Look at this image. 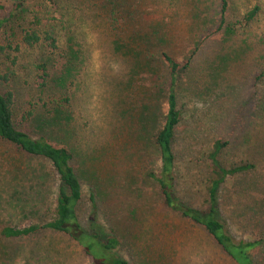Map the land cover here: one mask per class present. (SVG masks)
Masks as SVG:
<instances>
[{
    "label": "rangeland",
    "instance_id": "1",
    "mask_svg": "<svg viewBox=\"0 0 264 264\" xmlns=\"http://www.w3.org/2000/svg\"><path fill=\"white\" fill-rule=\"evenodd\" d=\"M44 1L49 3L0 0V19L21 2L28 21L30 13L45 5ZM102 1H54L67 28L72 29L75 48L82 47L66 84L77 107L69 117L68 130L73 139L68 145L74 151L73 164L82 184V198L77 205L81 224L86 227L88 221L95 220L104 234L116 237L120 241L117 253L129 264H236L224 252L221 259L214 257L217 252L203 227L163 209L160 195L146 176L159 164L151 136L164 116L167 68L157 65L144 75L140 67L131 63L132 72L124 71L117 67L118 60L105 57V44L117 37L132 51L145 50L154 55L166 51L177 59L193 55L192 70L183 76L176 91L181 114L173 140L176 197L195 210L207 209L206 188L213 171L204 152L212 140L229 141L231 145L219 156L221 165L229 168L243 162L256 166L226 179L216 197L217 216L235 240L259 241L264 234V77H256L264 71V0H228L221 28L220 0H110L117 5L120 24L116 31L104 23L106 20L94 7L95 12H84ZM255 5L259 13L246 23L244 16ZM3 38L0 33V45ZM37 53V49L22 53L18 76L8 84L15 93L18 124L24 123L21 118L34 88L32 82H22L30 74L27 64ZM226 57L231 60L230 67L218 66L217 61ZM213 68L221 73L217 85L227 88L221 90L228 93L224 99L217 96L216 90L212 94L206 88L208 81L214 84V75L207 80ZM3 70L0 58V71ZM140 74L145 78L143 82ZM51 93H45L44 98ZM225 99L228 100L222 103ZM150 121L156 123L153 128ZM21 128L27 129L23 124ZM28 162L0 143V191L3 182L10 179V170L20 166L21 170H33V190L27 195L38 201L44 198L37 205L42 213L54 199L56 183L49 178L42 194V166L36 161ZM121 164L125 171L115 179L113 174ZM36 182L39 194L34 193ZM10 200V196L0 193V223L23 220L24 215L9 206ZM250 257L253 264H264V243L252 250ZM0 264L94 263L66 236L44 232L0 241Z\"/></svg>",
    "mask_w": 264,
    "mask_h": 264
},
{
    "label": "trees",
    "instance_id": "2",
    "mask_svg": "<svg viewBox=\"0 0 264 264\" xmlns=\"http://www.w3.org/2000/svg\"><path fill=\"white\" fill-rule=\"evenodd\" d=\"M46 1L49 3L44 1L45 5L35 7L28 21L21 2L14 6L7 17L0 19V33L4 35L3 44L0 45V58L4 62V70L0 71V85L4 86V88L0 86V143L21 157L27 158L29 162L36 161L42 167L47 165L46 171H42L41 167L40 183L44 182L42 194L49 178L55 181L56 190L54 199L48 203L45 211L40 213L37 205L43 203L44 198L38 201V198L30 199L31 196L27 195L33 190L30 172L33 174L34 171L21 170L20 165V168L10 170V179L3 182L4 186L0 193L10 196L9 206L19 210L24 217L19 222L0 223V241L50 232L64 235L75 242L94 264H129L117 253L120 241L116 237L104 234L101 225L95 220L88 221L87 226L84 227L77 214V205L82 198V184L73 164L74 151L68 145L73 139V133L68 130L69 117L77 107L72 103L76 100L68 94L66 84L71 74V66H75V62L78 61L82 47L75 48L72 29L67 28L64 15L58 13L55 0ZM116 6L110 0H103L100 4L94 3L88 9H84V12L89 14L97 11L99 17L106 20L104 23L110 24L116 31L120 24L116 16ZM227 7L228 0H220V28L225 24ZM259 10V6L255 5L246 13L244 21L248 23L254 20ZM106 42L105 57L109 60L113 58L118 60L117 67L124 71L132 72L131 63L135 68L140 67L144 75H149L152 68L157 65H162L168 70L164 116L160 127L151 136V144L158 157L156 162L159 164L146 174L154 184L157 194L160 195V205L163 209L179 213L182 217L203 227L209 238L236 264H253L250 252L264 243V234L259 241L235 240L226 223L217 216L216 197L226 179L252 170L256 166L243 162L229 168L221 165L219 156L228 147L229 141L222 142L220 138L212 140L208 152H204L213 171V178L206 188L207 209L195 210L176 197L177 178L174 174L176 156L173 140L181 115L177 108L176 91L183 76L192 70L193 55L177 59L166 51H160L156 55L145 50L132 51L127 49L128 46L117 37ZM30 49H37L38 53L33 57V61L27 64L30 74L26 75V80L22 83L32 82L34 88L29 92V101L23 111L21 121L24 123L18 124L14 110L15 93L8 84L18 76L16 70L17 68L20 70L24 58L22 53ZM229 60L227 57L219 59L218 66L229 68L231 64ZM134 72L137 70L134 69ZM138 74L139 72L136 75ZM210 75H214L212 77L214 84L210 85L208 81L206 88L212 94H215L216 90L217 96H223L224 99L228 93L221 90L227 91V88L224 85H217L221 73L213 68L208 71L207 80ZM139 77L141 82L145 80L141 74ZM263 77L264 71L256 77V80ZM48 91L52 93L45 99L44 95ZM227 100H223L222 103ZM262 104L264 109V99ZM63 120H66L65 123ZM22 124L27 129H22ZM149 124L153 128L156 123L150 121ZM125 168L121 164V169L114 173L113 177L116 179ZM38 185L39 182H36V192H34L36 194H39ZM5 188H9L10 192L5 191ZM44 195H47V192ZM90 202L93 207L95 202L93 195L90 196Z\"/></svg>",
    "mask_w": 264,
    "mask_h": 264
},
{
    "label": "crops",
    "instance_id": "3",
    "mask_svg": "<svg viewBox=\"0 0 264 264\" xmlns=\"http://www.w3.org/2000/svg\"><path fill=\"white\" fill-rule=\"evenodd\" d=\"M212 240V239H211ZM212 245H213V247H214V249H213V251L214 252H217V254H215L214 255V257H217V258H220L221 259V256H222V249L212 240V243H211ZM202 249L203 248H201V252H202ZM201 257V256H200Z\"/></svg>",
    "mask_w": 264,
    "mask_h": 264
}]
</instances>
